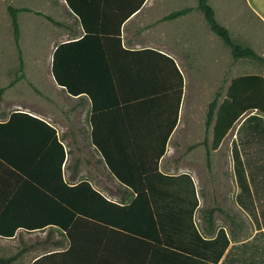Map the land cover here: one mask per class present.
Here are the masks:
<instances>
[{"label": "crops", "instance_id": "1", "mask_svg": "<svg viewBox=\"0 0 264 264\" xmlns=\"http://www.w3.org/2000/svg\"><path fill=\"white\" fill-rule=\"evenodd\" d=\"M42 2L46 16L52 17L49 9L59 16L52 17L59 23L56 32L43 29L51 41L48 64H0V230L14 232L11 238L0 236V244L15 251L0 256L22 251L15 264H34L52 254H58V264H203V258L185 252H204L200 241L183 234L193 198L186 179L180 181L186 193L179 196L174 177L188 175L196 188L193 221L201 236L213 239L224 229L239 256L242 245L257 238L254 256L259 257L264 247V194L259 206L251 184L252 193L242 194L235 167V155L241 156L242 150L233 145L239 126L211 149L213 125L207 131L206 119L220 87L213 95L209 85L188 78L187 59L209 51L210 27L198 0H186L193 10L174 20H163L172 12H162V0ZM244 2L264 26V0ZM32 3L15 0L13 7L22 9L19 41L20 13ZM69 5L79 9L88 30ZM198 26L205 29L203 41L194 32ZM85 36L86 41L74 47L73 69L80 88L87 87L94 98L69 95L52 72L57 48ZM55 138L63 147L61 172ZM206 138L208 147L203 144ZM258 150L248 147L249 152ZM221 167L232 169L234 176H210L209 168ZM83 182L109 202L127 208L141 203L118 211L90 193L84 197L65 187ZM150 202L155 203L159 223ZM83 208L92 215L89 219L79 213ZM211 208H217L213 224L207 214ZM161 223L164 236L156 227ZM129 229L152 230L154 239ZM162 239L171 244H162Z\"/></svg>", "mask_w": 264, "mask_h": 264}, {"label": "trees", "instance_id": "2", "mask_svg": "<svg viewBox=\"0 0 264 264\" xmlns=\"http://www.w3.org/2000/svg\"><path fill=\"white\" fill-rule=\"evenodd\" d=\"M69 8L75 15L81 18L84 28L88 30V27L86 24H84V19L79 9L75 5H69ZM197 8L203 14L207 24L210 27V30L223 41L226 47L231 50L234 60L258 61L264 64L263 56L259 55L252 47L244 46L238 43L233 38L228 27L221 24L217 20L215 9L209 3V0H198ZM23 10L29 11V9ZM192 10V7H185L165 16L163 20L177 19L187 15ZM8 11L11 16L14 40L19 49L20 66L22 68L24 66V62L19 44L20 25L18 21V14L20 11H22V9L9 6ZM46 18L55 24H59L50 16H46ZM104 32L105 31L103 29L101 33ZM86 34L91 33L86 31ZM116 34H120V27H118ZM86 36L78 42L65 43L57 48L53 57L52 72L56 83L64 88L69 95L76 96L86 93L91 98H94L93 95H91V91L87 87L80 88L79 85L81 83L78 79L79 74L75 73L73 69V65H75L76 60L75 56L77 55L74 47H78L76 45L85 42ZM212 125L213 130L212 141L210 145L211 149H217L222 144L228 133L234 127L239 126L237 140L233 143L234 147L239 146L242 150L241 156L238 154L235 155L237 180L242 188L243 195H249V193H252L250 184L252 185L254 192L257 195V199L259 200L257 202V205L259 206L260 197L262 194H264V158H262L264 156V75L245 74L232 79L228 84L225 95L221 92V89H219L216 92L214 99L209 104L206 119L207 131ZM52 131L55 135V131ZM55 142L61 149V158L59 161V171L61 172V166L64 159L63 147L57 142L56 138ZM203 144L208 147V138L205 139ZM249 146H257L260 148V150L256 152H249ZM208 155L210 156V151H208ZM161 176L166 178L163 175ZM174 178L178 180L177 191L179 196L182 198L186 193L185 186L182 184L183 182H180L186 179L188 181L189 189L191 190L193 198L190 216L188 219L189 223L187 226V231L183 232V234L200 241L204 247L203 254H201L199 250L193 252L186 250L185 252H190L186 254H193L195 256H199V258H203V264H264V247L260 249L262 252L259 251V257L254 256V254L258 252L254 246V242L257 238L242 245L240 249V256L237 247L236 249H234V247H230V240L224 229H220L215 238L204 239L193 221V215L198 206L195 184L188 175H181ZM65 187L71 191H80L84 197L90 193L91 195L96 196L98 199H101L104 203L112 206L114 209H118V211L124 209H134L138 204L141 203L140 200H137L127 208L126 206L109 202L99 192L92 189L91 186L86 182H83L76 187H70L68 185H65ZM132 188L137 190L136 187ZM148 192L150 193V191H147V194ZM139 193L141 194V191H139ZM183 201L184 200L182 199V204ZM150 204L151 214H153L155 221H158L159 223L160 217L157 216L158 212L153 205L155 203L150 202ZM216 210L217 208H211L207 211L211 224L214 223L213 215ZM79 213L81 214L82 218L85 219H89L90 216H92L85 208L79 211ZM67 226L68 225H65V227ZM156 227H158L160 233L163 236L166 235L167 231L164 230V224L161 223ZM129 231L131 234H138V236L147 238L151 241L154 239L151 232L152 230L147 232H135L129 229ZM13 235L14 232L6 233L0 230L1 237L11 238ZM160 242L167 245L171 244L170 242L163 239ZM168 250L170 251V249ZM21 254L22 251H19L12 256H0V264H15L16 260L21 256ZM181 256L184 257L186 255ZM57 257L58 254L46 255L37 259L34 264H58Z\"/></svg>", "mask_w": 264, "mask_h": 264}, {"label": "rangeland", "instance_id": "3", "mask_svg": "<svg viewBox=\"0 0 264 264\" xmlns=\"http://www.w3.org/2000/svg\"><path fill=\"white\" fill-rule=\"evenodd\" d=\"M22 1L33 2L32 5H27L29 6V11L20 13L19 18L23 24V36L19 44L24 64L32 65L34 60L42 61L44 65L48 64L51 41L47 32L45 33L46 35L43 33V29L47 28L49 32H56L58 25L53 22L49 24L46 20V15L43 13L45 7L42 6V0ZM185 1L162 0V12L171 13L189 6ZM213 2V6L216 8L217 20L221 24H227L226 26L233 38L244 46L252 47L259 55L264 57V26L245 6L244 0H213ZM14 4L15 0H0V64L4 65H20V53L14 40L11 16L8 11V7L11 5L15 6ZM49 13L52 17L58 19L59 16L56 11L49 9ZM179 27L181 30H185V24L179 25ZM204 30L203 27L198 26L194 32L202 39ZM208 34L210 35L208 42L209 51L202 55H200L201 52H199V55L196 53V57L187 59L190 83L209 85L213 88V95L220 87L221 92L225 94L230 81L238 76L251 73L264 75L263 63L250 60H234L231 50L224 45L223 41L210 29ZM233 172L232 169L225 167H221L217 171L209 168L210 176L221 180H228L233 177ZM13 252L15 251L10 249L9 246L0 244V254L9 255ZM38 253L36 252L35 255ZM21 264L25 263L21 262Z\"/></svg>", "mask_w": 264, "mask_h": 264}]
</instances>
